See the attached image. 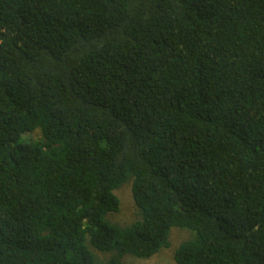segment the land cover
Returning a JSON list of instances; mask_svg holds the SVG:
<instances>
[{
	"label": "trees",
	"instance_id": "obj_1",
	"mask_svg": "<svg viewBox=\"0 0 264 264\" xmlns=\"http://www.w3.org/2000/svg\"><path fill=\"white\" fill-rule=\"evenodd\" d=\"M173 228L177 264H264V0H0V264L148 260Z\"/></svg>",
	"mask_w": 264,
	"mask_h": 264
},
{
	"label": "rangeland",
	"instance_id": "obj_2",
	"mask_svg": "<svg viewBox=\"0 0 264 264\" xmlns=\"http://www.w3.org/2000/svg\"><path fill=\"white\" fill-rule=\"evenodd\" d=\"M25 137V136H24ZM42 134L40 131L33 136L27 135L25 139L40 140ZM133 178H130L125 184L115 191V195L119 199L120 209L118 212H109L106 215V221L112 225L127 228L142 220V212L135 204L132 192ZM192 232L173 228L170 233L169 243L160 253L151 259H138L133 256H125L123 264H177L175 261V252L178 247L192 238ZM90 251L95 257L96 264H109L111 259L116 255V251L101 252L95 249L90 242L88 243Z\"/></svg>",
	"mask_w": 264,
	"mask_h": 264
}]
</instances>
